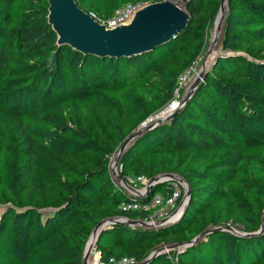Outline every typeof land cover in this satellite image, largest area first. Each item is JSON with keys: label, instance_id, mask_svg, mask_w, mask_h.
<instances>
[{"label": "trees", "instance_id": "obj_1", "mask_svg": "<svg viewBox=\"0 0 264 264\" xmlns=\"http://www.w3.org/2000/svg\"><path fill=\"white\" fill-rule=\"evenodd\" d=\"M158 0H75L106 21L127 4ZM180 1V0H173ZM221 0L183 4L190 19L168 43L130 58L84 56L56 45L47 0H0V264H82L103 219L123 212L111 157L140 125L174 100L179 80L202 54ZM216 59L186 105L124 151L118 174L183 178L190 199L173 224L112 226L93 248L101 262L141 263L167 244L232 226L256 232L264 210V0H227ZM155 184L136 200L168 194ZM175 261V263H174ZM149 264H264L257 237L210 234Z\"/></svg>", "mask_w": 264, "mask_h": 264}, {"label": "water", "instance_id": "obj_2", "mask_svg": "<svg viewBox=\"0 0 264 264\" xmlns=\"http://www.w3.org/2000/svg\"><path fill=\"white\" fill-rule=\"evenodd\" d=\"M188 1L190 0H180L178 2L173 0H164L149 3L136 11L128 23L109 29L100 24L95 17H93V15L80 9L75 0H47V23L51 26L53 32L57 36L56 45L58 47H69L84 56H95L98 58L110 59L130 58L153 51L156 47L162 46L177 37L186 28L190 19L189 13L182 7L183 4ZM224 5L226 6L227 11V0H221L215 21L219 13L223 11L222 21L224 23L226 16V11L223 9ZM221 29L222 27L220 22L217 27V31L219 32ZM210 51L211 49L209 48L207 54H209ZM219 57L220 56L215 57L209 69H211L212 65ZM209 69L201 68L196 78L188 87L185 95L177 102L175 108L169 115L165 118H158L159 114L164 110L163 109L154 117L149 118L147 122L152 119L154 120L149 125H147V122L140 125L123 141L122 145L116 151L115 161L113 164V175L130 191L133 189L128 185L126 180L121 178V176L116 173V167L124 151L142 133L169 121L176 113H178L192 97ZM170 180H179L186 185L187 190L185 193L183 208L179 216L174 221L169 223H164L163 221L155 223V226L157 227L156 229L175 223L183 214L190 199V189L186 181L183 178L170 173L157 175L149 179L146 186V194L151 192V189L155 184ZM112 226H124L129 228L141 227L144 229H152L155 227L141 220H131L123 217L103 219L94 227L88 238L83 253L82 264L88 263L90 254L92 250H94V243L99 234L106 229H110ZM217 232L230 233L235 237H257L264 232V210L260 228L256 232L246 233L241 229L229 225L212 227L201 232L190 241L160 247L159 249L153 251L139 264H149L159 255L184 250L193 246L202 238Z\"/></svg>", "mask_w": 264, "mask_h": 264}, {"label": "built area", "instance_id": "obj_3", "mask_svg": "<svg viewBox=\"0 0 264 264\" xmlns=\"http://www.w3.org/2000/svg\"><path fill=\"white\" fill-rule=\"evenodd\" d=\"M159 1H164V0H158L157 2ZM145 5L147 4H127L121 9L117 10L114 13V15L111 18L107 19L106 21L98 20L96 18L95 19L100 24L104 25L106 28L112 29L119 25L128 23L130 19L133 17L134 13ZM188 73L189 72H187L179 80V85H181L184 82V79L187 77ZM109 169H110V165H109ZM136 181L139 183H146L147 179L143 177H139V178H136ZM169 182L171 183L172 191L169 192L168 194L166 195H163L162 193H159V195L155 194L151 198V201L148 203H140L138 202V200H136L142 196L134 197V196L129 195L133 197L134 199L131 202L123 203L120 206V209L123 212L139 211V212L147 213L148 218L141 220V221L149 223L152 226H155V223H158L160 221H163L164 223H169V222L174 221L179 216L183 208V204L185 201L184 200L185 193H186L187 188H186V185L182 181H179V180L171 181L170 180ZM143 196H146V194ZM155 228L157 227L155 226ZM137 263L138 262L135 261L134 259H129V258H123L120 260H115L111 258V259H108L107 261L101 262L100 255L98 252H96L95 249L92 250L89 261H88V264H137Z\"/></svg>", "mask_w": 264, "mask_h": 264}, {"label": "rangeland", "instance_id": "obj_4", "mask_svg": "<svg viewBox=\"0 0 264 264\" xmlns=\"http://www.w3.org/2000/svg\"><path fill=\"white\" fill-rule=\"evenodd\" d=\"M221 27L223 29V26H221ZM214 29H215V25L213 23V25L209 29L208 38H207L206 45H205V48H204L202 54L200 55V57L197 60V62L189 70V73H188L187 77L184 79V82L181 85H179L178 90L175 91L173 102L174 101H177V102L180 101V99L185 95V93H186L188 87L190 86V84L193 82L196 71L200 70L201 64L203 62V59H204V57H205V55H206V53H207V51H208V49L210 47L209 45L211 44L210 41H211L212 32L214 31ZM222 29L220 31V40H219V47L221 48V50H222V47H221ZM225 54H226V52L222 50V53L219 56H222V55H225ZM172 103L169 104V105H172ZM167 107H165L164 109H166ZM153 120L154 119L148 121L147 125H149ZM115 155H116V153L111 157L110 173H111V177H112L113 181L115 182V184L117 185V187L121 191H123L126 195H131V196H134V197H136V196L140 197V196L145 195L146 194V186H147V183H148L149 180H147L146 183H139V182L136 181V179H132V178H130L129 180L127 179L126 182L133 189V190L130 191L127 187L122 185L119 180L116 179V177L113 175V164H114V161H115ZM116 173H118V165L116 167ZM157 195H159V193ZM1 210H2V208L0 207V212H1ZM137 228L144 229V228H141V227H137ZM152 229H156V228L154 227ZM167 245H170V244H167ZM137 264H139V263H137Z\"/></svg>", "mask_w": 264, "mask_h": 264}, {"label": "bare ground", "instance_id": "obj_5", "mask_svg": "<svg viewBox=\"0 0 264 264\" xmlns=\"http://www.w3.org/2000/svg\"><path fill=\"white\" fill-rule=\"evenodd\" d=\"M226 11V6L224 5V8ZM223 11H221L215 21V29L212 32V37H211V41H210V53L205 55L203 62L201 64V68H205V69H209V67L211 66L213 60L215 59V57L219 56L222 53L221 48L219 47V40H220V31H217V27L219 25V23L221 22V26H223ZM200 68V70H201ZM200 70H197L194 76V79L196 78L197 74L200 72ZM179 94V93H178ZM177 104V101H174L172 103V105H169L166 109H164L158 116V118H165L167 115H169L172 110L175 108ZM88 264V263H87Z\"/></svg>", "mask_w": 264, "mask_h": 264}]
</instances>
